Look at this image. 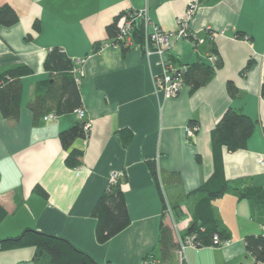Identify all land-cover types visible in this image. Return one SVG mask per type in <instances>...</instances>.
Segmentation results:
<instances>
[{
	"label": "crops",
	"instance_id": "1",
	"mask_svg": "<svg viewBox=\"0 0 264 264\" xmlns=\"http://www.w3.org/2000/svg\"><path fill=\"white\" fill-rule=\"evenodd\" d=\"M191 1L0 0V7L8 4L19 16L15 25L0 29V71L20 64L30 69L20 78L19 119L8 121L0 111V204L7 210L0 240L35 229L68 239L100 264H143L149 252L159 258L163 204L151 163L156 162L168 206H180L183 216L175 221L184 235L201 197L189 194L213 173L211 132L229 107L259 123L246 149L224 148L225 177L264 188V0H199L190 21L193 35L175 38L163 57L147 58L134 40L124 44L128 49L123 51L107 35V26L116 18L117 24L122 16L140 10L175 33ZM53 48L77 61L83 108L92 122L89 136L75 137L68 145L83 150L82 164L75 169L65 163L69 149L61 137L81 122L76 112L45 121L35 120L29 108L52 79L44 63ZM211 55L222 66L193 95L187 86L173 98L156 94L163 62L182 68L206 60L215 66ZM229 81L239 89L234 99L227 91ZM194 121L199 128L189 138ZM115 172L131 223L101 244L92 211ZM36 186L48 197L35 193ZM213 206L230 239L217 248L188 247L187 264H257L245 238L264 234V215L233 193L213 201ZM34 254V247L0 251V264H34Z\"/></svg>",
	"mask_w": 264,
	"mask_h": 264
},
{
	"label": "trees",
	"instance_id": "2",
	"mask_svg": "<svg viewBox=\"0 0 264 264\" xmlns=\"http://www.w3.org/2000/svg\"><path fill=\"white\" fill-rule=\"evenodd\" d=\"M19 21L17 12L8 4L0 7V29L15 25ZM116 20L106 28L109 40L114 44L122 46L123 51H127L128 46L119 40V31ZM35 29L39 25L35 24ZM132 40L141 47L144 41V28L142 21L136 22L132 31ZM210 51L215 52L209 44ZM143 49V48H142ZM251 62L245 67V73ZM45 68L51 73L52 79L45 84V91L35 96L30 102L29 108L33 112L35 120L45 117L50 113L63 115L76 112L83 108V102L79 85L73 74L75 63L60 48H53L49 51L45 59ZM167 65H172L167 62ZM222 66L219 59L215 66H211L206 60L187 64L185 67L177 68L181 73L184 86L189 88V94L193 95L198 89L205 86L214 77L216 70ZM30 73L26 65H14L3 68L0 71V111L4 119L17 121L21 109V83L20 78ZM227 91L231 98L239 95V89L233 81L227 83ZM264 97V79L261 88ZM257 120H253L241 109L229 107L222 115L215 128L211 132V142L213 151L214 169L211 176L193 190L189 196H201L196 203L192 223L183 237L188 235L196 236V247H220L230 239L227 229L221 224L216 216L213 201L223 197L227 193H233L239 200L248 199L254 208L264 215V188L257 185H245L246 180H227L224 172L223 150L237 152L247 148L249 139L253 136L258 125ZM198 126L197 122L191 123ZM196 134V133H195ZM85 137L83 123H78L74 128L63 134L61 140L69 153L65 163L67 167L75 169L82 164L83 150L78 148L70 149L73 139ZM123 143L128 142L127 137H122ZM125 139V140H124ZM151 171L161 194L163 212L159 227V234L156 247L159 250V258L154 252H149L145 257H151L156 264H180L179 262V241L172 225L171 218L167 212L168 204L162 190L161 182L156 162L151 163ZM35 193L48 197V193L41 187L34 188ZM175 220L182 218L180 206L171 207ZM92 215L96 218L95 235L99 243L103 244L113 238L130 223L127 199L121 188L119 180L111 182L105 192L97 200ZM7 216V210L0 204V224ZM171 221V223H170ZM218 237V242L215 241ZM246 248L255 258L257 264L264 262V234L247 235L245 238ZM34 247V264H100L85 251L76 247L71 241L64 237L55 236L40 232L35 229H27L16 237L0 240V251ZM155 249V248H154ZM154 251V250H153ZM112 264V263H108Z\"/></svg>",
	"mask_w": 264,
	"mask_h": 264
},
{
	"label": "built area",
	"instance_id": "3",
	"mask_svg": "<svg viewBox=\"0 0 264 264\" xmlns=\"http://www.w3.org/2000/svg\"><path fill=\"white\" fill-rule=\"evenodd\" d=\"M199 0H193L189 3L186 13L184 16L178 18V31L175 33H168L163 30L159 25L155 24L148 17L146 10H140L133 13H128L125 16H122L117 23V28L119 31V40L124 42L125 45H130L132 42V31L135 27L136 22L142 21L144 28V41H143V51L147 58L153 54H158L160 56H165L173 46V40L182 39L186 37H191L193 34L190 29V21L193 16L196 14L197 9L199 8ZM212 35H210L211 37ZM199 44H203V40H198ZM114 44V43H113ZM119 46V44H115ZM211 61H218L216 55H211ZM73 62L77 63L76 60ZM80 62V61H79ZM163 73L160 76H157L155 79V92L156 94H162L166 98H173L177 96L182 87L184 86L181 73L176 67H169L167 62L162 63ZM75 74L76 82L79 83L82 75L78 74V68L75 67L73 70ZM77 117L83 123L85 135L89 136L92 129V122L86 120V111L84 108H79L76 110ZM57 115L55 113H50L44 117L45 121L56 119ZM198 126H192L188 130V137L194 138L195 133L198 131ZM263 158L260 159V162H263ZM119 178V173H113L111 175V182L116 183ZM174 230L178 236L179 241V262L180 264H187L186 250L188 247H196L195 240L196 236L188 235L183 237L178 229V225L174 220V215L171 207H168L167 210ZM215 241L218 242V237L215 236ZM228 242V241H226ZM225 242V243H226ZM224 244V243H223ZM157 262L154 258H147L143 264H156Z\"/></svg>",
	"mask_w": 264,
	"mask_h": 264
},
{
	"label": "rangeland",
	"instance_id": "4",
	"mask_svg": "<svg viewBox=\"0 0 264 264\" xmlns=\"http://www.w3.org/2000/svg\"><path fill=\"white\" fill-rule=\"evenodd\" d=\"M165 191V190H164ZM176 219V218H175ZM170 223H171V221H170Z\"/></svg>",
	"mask_w": 264,
	"mask_h": 264
},
{
	"label": "clouds",
	"instance_id": "5",
	"mask_svg": "<svg viewBox=\"0 0 264 264\" xmlns=\"http://www.w3.org/2000/svg\"><path fill=\"white\" fill-rule=\"evenodd\" d=\"M170 207V206H169ZM173 212V211H172ZM175 220V219H174Z\"/></svg>",
	"mask_w": 264,
	"mask_h": 264
}]
</instances>
